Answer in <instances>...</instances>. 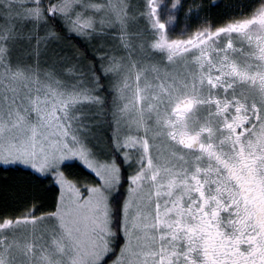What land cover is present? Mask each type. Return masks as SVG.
Listing matches in <instances>:
<instances>
[{"label": "snow or ice", "instance_id": "obj_1", "mask_svg": "<svg viewBox=\"0 0 264 264\" xmlns=\"http://www.w3.org/2000/svg\"><path fill=\"white\" fill-rule=\"evenodd\" d=\"M0 171V264H264V0H0Z\"/></svg>", "mask_w": 264, "mask_h": 264}, {"label": "trees", "instance_id": "obj_2", "mask_svg": "<svg viewBox=\"0 0 264 264\" xmlns=\"http://www.w3.org/2000/svg\"><path fill=\"white\" fill-rule=\"evenodd\" d=\"M228 3L229 0H223ZM29 182L27 174L22 172L0 171V208L7 207L15 215L27 212L29 205L25 201V191ZM43 196V193H33Z\"/></svg>", "mask_w": 264, "mask_h": 264}, {"label": "rangeland", "instance_id": "obj_3", "mask_svg": "<svg viewBox=\"0 0 264 264\" xmlns=\"http://www.w3.org/2000/svg\"><path fill=\"white\" fill-rule=\"evenodd\" d=\"M131 2L132 3H135V0H131ZM143 25H142V22H138V24L137 25H134L133 26V31H135V29L137 28V27H142ZM184 26V20H183V18H181L175 25H174V27H175V31L172 33V35H173V37L175 38V37H177L178 36V34H179V30L182 28ZM178 68H179V66H177Z\"/></svg>", "mask_w": 264, "mask_h": 264}]
</instances>
